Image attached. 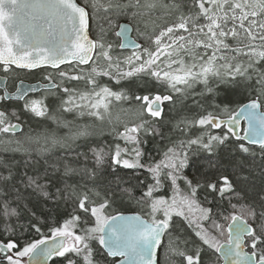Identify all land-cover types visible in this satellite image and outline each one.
<instances>
[{"label": "snow or ice", "instance_id": "snow-or-ice-1", "mask_svg": "<svg viewBox=\"0 0 264 264\" xmlns=\"http://www.w3.org/2000/svg\"><path fill=\"white\" fill-rule=\"evenodd\" d=\"M142 7L176 19L143 43L119 25V49L133 50L117 54L107 38L114 18L136 10L135 19ZM43 65L58 72L44 76L39 99L28 98L39 85L21 81L10 93L0 81V255L7 264H25L24 257L27 264L53 257L212 264L215 253L227 264H264V0H0L3 72ZM228 94L246 102L233 107ZM133 99L144 102L130 109L139 122L106 132L113 101ZM165 102L169 111L179 102L187 114L166 119ZM85 116L100 124L77 123ZM36 118L67 131L25 133ZM149 142L156 156L145 151ZM165 188L171 195L159 194ZM125 202L147 219L113 215ZM32 233L42 238L27 240Z\"/></svg>", "mask_w": 264, "mask_h": 264}, {"label": "rangeland", "instance_id": "rangeland-1", "mask_svg": "<svg viewBox=\"0 0 264 264\" xmlns=\"http://www.w3.org/2000/svg\"><path fill=\"white\" fill-rule=\"evenodd\" d=\"M151 2L152 0H141L142 5H146ZM165 2L168 3L170 2V0H165ZM132 11H136V10H130L127 15L114 18V22L116 26H114L110 31L117 30L118 25L122 22L128 23L132 27L134 39L139 43H143L146 36L150 35L153 32V29H156L157 26H164L166 24H170L174 22L176 19L175 13H173L172 15H166L165 10L160 7H156V8L142 7L141 9H139L140 14L137 15L135 19L132 18ZM123 18H125L126 21H124ZM132 23H134L133 24L134 26L132 25ZM93 36L95 38V33H93ZM107 38L109 42L113 44V40H111L110 37H107ZM114 45L117 47V54H120L122 56H127L131 53V51H126V52L120 51L119 46H118L119 43L117 44L114 43ZM107 79L108 77H103L101 78L100 82L106 84ZM202 88H203L202 85L196 86L197 91H200ZM187 102L190 103L191 100H188ZM141 103H144V102L140 101L138 104H133L130 101H120V102L113 101L111 116H110L112 124L109 125L107 121H105L104 122L105 131L107 132L113 125H115L119 130H123V125L125 123L129 125H131L132 123H138L139 121L136 118L135 112L132 110H136L138 105ZM64 117H66L65 119H73V116L68 115V114H63V118ZM91 119L94 120V118H91ZM94 122L98 125L100 124L99 121H94ZM48 123H49L50 129L57 131L58 135H63L67 131V129H64V128H57V125L52 123L50 120L48 121ZM77 123L83 124L82 119L77 121ZM27 133H30V132H27ZM30 134L33 136L37 135L36 132H31ZM142 216L144 218H147V216H145L144 213L142 214ZM22 259L25 262L26 257ZM0 264H7L6 258H3L0 261Z\"/></svg>", "mask_w": 264, "mask_h": 264}, {"label": "trees", "instance_id": "trees-1", "mask_svg": "<svg viewBox=\"0 0 264 264\" xmlns=\"http://www.w3.org/2000/svg\"><path fill=\"white\" fill-rule=\"evenodd\" d=\"M124 21H126L125 18H123ZM134 23H132L133 25ZM134 26V25H133ZM108 37L111 38V40H113V44H117L118 43V39L115 37V31L112 30L109 32V35ZM106 84H108L110 87L114 85V81H111L109 80V78L106 80ZM113 90H119V88H115ZM137 94L138 95H146L147 93L146 92H143V91H137ZM155 94V93H153ZM227 99L232 101V106L235 107L238 103H245L246 102V99L245 97L243 96H240V95H234V94H228L227 95ZM140 102V101H139ZM138 102V103H139ZM136 104V103H134ZM185 104L186 105H190L191 102H187L185 101ZM164 110H165V113H166V116L165 118L166 119H170L172 120L173 122H175L176 120H178L181 116L183 115H186V111L184 108L181 107V105L179 104V102L176 104L175 106V111H169V108L171 107V105H164ZM57 115H60V116H63L62 113H59ZM66 118V117H64ZM48 131V132H51L52 129H50V126H49V123L47 122H41L39 120H35V119H30L28 124L26 125V130H25V133L27 132H36L37 135L39 134H42V133H45V131ZM29 133V134H30ZM107 139L109 141H111L113 139L112 136H109L107 137ZM121 143V146L124 147V142L123 141H120ZM145 148V151L148 152V153H151L153 156H156V152H155V149H154V145L152 142H149L147 145L144 146ZM4 156V158H8L9 154L8 153H3L2 154ZM147 158V157H146ZM157 159H159V157L157 156ZM124 171H128V170H124ZM195 172V169L194 168H188L186 169V173L189 177H192L193 173ZM139 174V173H138ZM141 178H143V176H141ZM181 187H183V184L181 182ZM160 195H165V196H169L171 195V192L168 188H165L162 190L161 193H159ZM202 198V197H201ZM113 215L115 214H139L142 216L143 212L141 211V208L139 205H137L136 203L134 202H125L123 205H115L114 208H113V212H112ZM65 218L63 214H61L60 216V219L62 221V219ZM147 219V218H145ZM178 219V218H177ZM223 222V221H222ZM225 223V238L227 236V231H226V227H227V222H224ZM43 232V238H49L51 236L50 232L48 231L47 228H44L42 230ZM42 236L41 234H36V233H32V234H29L26 239L27 240H37V239H41ZM0 239H4V237L2 235H0ZM224 239V238H222ZM21 247H23V242H21L20 244ZM94 247L99 250V244L96 243L94 245ZM208 255L205 254L204 256V260L205 262L208 261ZM211 260H212V264H220V259L219 257L217 256V253L213 254L211 256ZM49 264H62V258H59V257H53L50 261H49Z\"/></svg>", "mask_w": 264, "mask_h": 264}, {"label": "flooded vegetation", "instance_id": "flooded-vegetation-1", "mask_svg": "<svg viewBox=\"0 0 264 264\" xmlns=\"http://www.w3.org/2000/svg\"><path fill=\"white\" fill-rule=\"evenodd\" d=\"M78 2L83 4L85 2V0H78ZM91 38H94V36L92 35ZM78 67H82V66H78ZM13 68H15V67H13ZM83 68H85V67H83ZM61 69L66 71L68 69V65L62 66ZM57 72H58L57 69H52L50 67H42V68H38V69H34V70L16 69L13 73L5 74L2 70V67H0V81H6L7 90L10 93H14L16 90V86L18 84H20L21 81H23V84H26V85L40 84L43 86V85L48 83V81H46L44 79V76L47 73L56 74ZM44 95H45V92L43 91V89H41V90L36 91V92H30L28 98L39 99L40 97H42ZM46 102L51 103V100H48ZM22 103H23L22 101H20V102L11 101L8 104V106L9 107L19 106V104H22ZM83 118H85V117L79 118L77 121H79ZM29 120H27L25 122V126L23 129L24 132L26 130V125L28 124ZM35 120H39L41 122H46V123L49 121V120L43 119V118H36ZM17 134H19V132ZM0 135H2V134H0Z\"/></svg>", "mask_w": 264, "mask_h": 264}, {"label": "water", "instance_id": "water-1", "mask_svg": "<svg viewBox=\"0 0 264 264\" xmlns=\"http://www.w3.org/2000/svg\"><path fill=\"white\" fill-rule=\"evenodd\" d=\"M119 25H123L124 28L126 29V32H127V39H128V40L137 42V41L133 38V36H132L133 30H132V27H131L128 23L122 22V23H120ZM119 25H118V27H117V30L115 31V36L118 38V40H119V44H120L122 37H118V36L116 35V32L121 31V28L119 27ZM120 50H121V49H120ZM132 50H133V49H131V48H127V49H123L122 51H132ZM62 66H65V65H61V67H62ZM81 66H84V65H81ZM13 67H15V66H13ZM42 67H50V66L43 65V66H41L40 68H42ZM84 67H85V66H84ZM50 68H51V67H50ZM37 69H38V68H37ZM25 70H26V69H25ZM32 70H34V69H32ZM35 85H39V86H41L37 91L43 89V86H42V85H40V84H35ZM35 85H33V86H35ZM28 86H29V85L23 84V87H28ZM35 92H36V91H35ZM241 126H242V128H243V127H246L247 125H246V123H245L244 121H241ZM241 135H243V132H242ZM254 147H255V146H254ZM122 215H125V216H132V215H137V214H122ZM226 230H227V228H226ZM47 242H48V243H51L52 241H51V239H49ZM217 255H218V257H219L220 260H221V264H227V261H225V260L222 258V254H221V253H217ZM2 258H4V256H3V255H0V259H2ZM116 259H119V258H116ZM27 261H28V258H26V264H27ZM48 262H49V261H48ZM48 262H47V264H48Z\"/></svg>", "mask_w": 264, "mask_h": 264}, {"label": "bare ground", "instance_id": "bare-ground-1", "mask_svg": "<svg viewBox=\"0 0 264 264\" xmlns=\"http://www.w3.org/2000/svg\"><path fill=\"white\" fill-rule=\"evenodd\" d=\"M115 31H116V30H115ZM90 38H91V37H90ZM153 95H154V94H153ZM130 102L133 103V104H134V103L138 104L139 101H136V100L133 99V100H131ZM166 105H169V102H165V106H166ZM82 122H83V124H84V123H92V122H94V120H92V119L89 118V117H85V118L82 119Z\"/></svg>", "mask_w": 264, "mask_h": 264}]
</instances>
